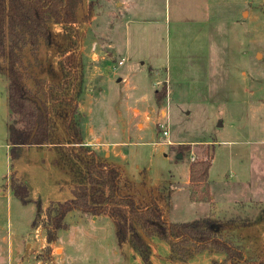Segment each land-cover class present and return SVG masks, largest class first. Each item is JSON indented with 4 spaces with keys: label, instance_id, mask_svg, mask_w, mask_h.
Masks as SVG:
<instances>
[{
    "label": "rangeland",
    "instance_id": "1",
    "mask_svg": "<svg viewBox=\"0 0 264 264\" xmlns=\"http://www.w3.org/2000/svg\"><path fill=\"white\" fill-rule=\"evenodd\" d=\"M82 2L78 14L91 11L79 29L76 121L84 145L119 167L124 190L157 199L171 220L213 213L224 236L264 233L256 216L264 212V0ZM50 28L54 42H42L35 56L26 53L30 87L33 77L60 80L66 34L58 24ZM7 84L0 73V264H120L125 245L114 255L109 218L91 222L72 211L68 228L47 242L45 209L66 199L70 163L50 145L21 147L10 159ZM164 87L158 104L155 91ZM54 133L57 142L67 141L59 119ZM208 151L207 187L193 189L189 163ZM11 174L28 187L26 203L10 188ZM35 201L42 205L37 216ZM229 214L237 216L222 219Z\"/></svg>",
    "mask_w": 264,
    "mask_h": 264
},
{
    "label": "trees",
    "instance_id": "2",
    "mask_svg": "<svg viewBox=\"0 0 264 264\" xmlns=\"http://www.w3.org/2000/svg\"><path fill=\"white\" fill-rule=\"evenodd\" d=\"M82 3V0H0V73L8 80L6 142L10 159L16 157L20 146L50 145L63 161L70 163L72 196L50 201L45 209L47 242H54L57 232L68 228L65 220L68 213L79 211L108 216L113 221L119 248L129 243L144 264L153 263L150 245L142 233L165 240L170 246L167 258L171 261L186 263L194 254L208 250L225 255L222 261L213 264H264V259L247 256L231 237L224 236L218 229L222 223L210 214L190 221H169L157 199L142 201L134 192L124 190L119 167L101 160L93 149L84 145L76 121L83 79L79 29L91 11L89 7L80 16ZM52 23L60 25L66 34V45L59 46L60 80L49 82L33 77L34 85L30 87L27 79L32 74L25 64L26 53L35 56L42 42H54ZM166 94V87L155 91L156 103H161ZM56 119L64 127L68 138L65 143L55 138ZM211 161L212 152L208 151L206 158L189 163V184L193 189L204 184L207 187ZM10 188L23 203L29 201L28 187L15 174H11ZM35 202L37 216L42 205ZM35 224L36 217L32 226Z\"/></svg>",
    "mask_w": 264,
    "mask_h": 264
},
{
    "label": "crops",
    "instance_id": "3",
    "mask_svg": "<svg viewBox=\"0 0 264 264\" xmlns=\"http://www.w3.org/2000/svg\"><path fill=\"white\" fill-rule=\"evenodd\" d=\"M86 144H88V143H86ZM21 147L33 148L32 146H20V147H18V149H20ZM188 179H189V170H188ZM57 187L60 188L58 183H57ZM62 188L64 190H67V192H68L66 199L70 198L72 196L71 189L67 188L65 186ZM187 198H188L187 199L188 202L192 203V200L189 197V193H188ZM63 200H65V199H57L55 201H63ZM51 201H53V200H51ZM171 201H172V193H171V198H170V204H171ZM193 203H196V201L193 200ZM198 204H200V203H198ZM225 205L227 206L228 204L225 203ZM232 205H234V204L232 203ZM232 205L230 206V209L235 210V208ZM170 209H171V205H170ZM169 212H170V210H169ZM169 212H168V216L166 215V218L169 221L177 222V221L171 220L169 218V216H170ZM209 214H211L213 216V213H209ZM256 214H257L256 216L258 217V220L260 221V224L262 226H264V212H260V209H259V211ZM229 215L230 216H222V219L230 217L228 219L232 220V219H235V217L237 216V215L233 216L231 214H229ZM90 218H91L90 219L91 222H98L99 220L107 219L109 217L105 216V215H101V216H91ZM172 219H174V218H172ZM109 220H110V218H109ZM223 227H224L223 225L220 227V231L222 230V232H223ZM233 230H230V231H233ZM260 232L261 231H258V233L257 232H253V233L249 232L248 233L247 231H242V233L237 232L235 237H233V236L231 237V235H230V237L234 240V242L239 244L244 249L247 256H251V257H254L256 259H258V258L264 259V233L263 232L260 233ZM223 234H225V233H223ZM252 234L254 235L253 237H252ZM115 239H116V237H115ZM115 242L117 244V240ZM148 243H149L150 249H151L150 258H151V261L153 264H213L214 261L220 262L225 257V255L221 252H212V251L205 250V251L198 252V253L194 254L193 256H191L187 260L186 263L175 262V261H171L167 258L168 255L170 254V246L165 240L160 239L157 236H151V237H149ZM116 248H114L113 246L111 247L114 255L118 256V254H120L119 250H121V249L119 248L118 244H117ZM124 249L126 250V252H125L126 258L124 259V261L120 262V264H144L141 257L139 256V254L134 250V248L130 244L126 243L124 246Z\"/></svg>",
    "mask_w": 264,
    "mask_h": 264
},
{
    "label": "water",
    "instance_id": "4",
    "mask_svg": "<svg viewBox=\"0 0 264 264\" xmlns=\"http://www.w3.org/2000/svg\"><path fill=\"white\" fill-rule=\"evenodd\" d=\"M142 236L144 237V239H145L146 241H149V238H148L144 233H142Z\"/></svg>",
    "mask_w": 264,
    "mask_h": 264
},
{
    "label": "built area",
    "instance_id": "5",
    "mask_svg": "<svg viewBox=\"0 0 264 264\" xmlns=\"http://www.w3.org/2000/svg\"><path fill=\"white\" fill-rule=\"evenodd\" d=\"M164 134H166V135H167V134H168V131H167V130H164Z\"/></svg>",
    "mask_w": 264,
    "mask_h": 264
}]
</instances>
